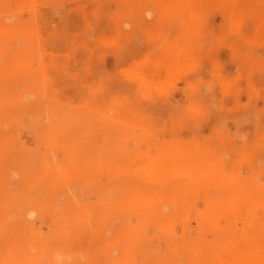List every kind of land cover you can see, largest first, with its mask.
Returning a JSON list of instances; mask_svg holds the SVG:
<instances>
[{
    "label": "rangeland",
    "instance_id": "rangeland-1",
    "mask_svg": "<svg viewBox=\"0 0 264 264\" xmlns=\"http://www.w3.org/2000/svg\"><path fill=\"white\" fill-rule=\"evenodd\" d=\"M0 264H264V0H0Z\"/></svg>",
    "mask_w": 264,
    "mask_h": 264
},
{
    "label": "bare ground",
    "instance_id": "bare-ground-1",
    "mask_svg": "<svg viewBox=\"0 0 264 264\" xmlns=\"http://www.w3.org/2000/svg\"><path fill=\"white\" fill-rule=\"evenodd\" d=\"M188 30V29H187ZM163 42V41H162ZM177 63V62H176ZM124 77V76H123ZM60 121V120H59ZM60 123V122H59ZM61 125V124H60ZM59 125V126H60ZM57 126V125H56ZM61 128V127H60ZM53 133V132H52ZM59 134V133H58ZM53 143V142H52ZM46 144H48L47 142H46ZM48 146H50V144L48 145ZM51 148V147H50ZM92 158V157H91ZM41 173V172H40ZM41 175V174H40ZM33 177V176H32ZM42 177V176H41ZM157 185V184H156ZM115 190H116V188H115ZM106 196H108V195H106ZM113 198V197H112ZM108 199V198H107ZM25 222V221H24ZM220 254V253H219Z\"/></svg>",
    "mask_w": 264,
    "mask_h": 264
}]
</instances>
